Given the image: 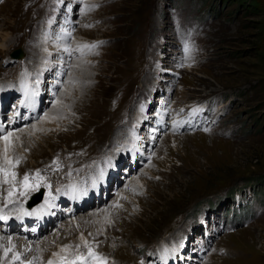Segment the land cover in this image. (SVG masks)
I'll use <instances>...</instances> for the list:
<instances>
[{
    "label": "rangeland",
    "instance_id": "obj_1",
    "mask_svg": "<svg viewBox=\"0 0 264 264\" xmlns=\"http://www.w3.org/2000/svg\"><path fill=\"white\" fill-rule=\"evenodd\" d=\"M251 1L0 0V205L45 188V218L60 186L93 194L109 177L94 205L63 186L58 203L84 207L38 236L0 224V264H264V0ZM13 83L28 112L43 99L8 128Z\"/></svg>",
    "mask_w": 264,
    "mask_h": 264
},
{
    "label": "bare ground",
    "instance_id": "obj_2",
    "mask_svg": "<svg viewBox=\"0 0 264 264\" xmlns=\"http://www.w3.org/2000/svg\"><path fill=\"white\" fill-rule=\"evenodd\" d=\"M39 10V9H38ZM75 44V43H74ZM78 45V44H77ZM76 45V46H77ZM75 47V46H74ZM51 50V49H50ZM54 51V50H53ZM47 59V58H46ZM38 64V63H37ZM40 64V63H39ZM30 68H31V65H30ZM19 79H23V80H26V79H31V75L30 74H28V73H25V74H23V75H19V77L17 78V80H15L14 82H16V83H18V81H19ZM8 82H10V81H8ZM7 83V82H6ZM16 83H13L12 84V86H13V93L9 96V98L13 95V94H16V95H18V96H20L21 98L19 99V103L21 102V101H24V105L22 106V105H19V107H25V109L27 110V102H29L30 101V96L28 95V96H23V91L22 90H19L18 89V86H17V84ZM29 88V87H28ZM34 89H36V86L34 87ZM2 91H0V93H1ZM34 94V93H33ZM8 98V99H9ZM1 99V98H0ZM7 99V100H8ZM33 99V98H32ZM6 100V101H7ZM34 103H36V100H35V98H34V101H33ZM1 103H2V100L0 101V105H1ZM4 105H5V101H4ZM29 107H31V106H29ZM3 110V109H2ZM2 110L0 111V113H2ZM36 111H37V109H35L34 108V110H32L31 111V109L29 108V115H35L36 114ZM11 114V113H10ZM0 117H1V114H0ZM49 122H51L52 123V121H49V120H47L45 123H47V124H49ZM50 123V124H51ZM37 128V127H36ZM39 129V128H38ZM20 139V137H18V140ZM10 141H12V139L11 138H8L7 139V142L5 141V140H3V141H1L0 142V147H4L5 145H7ZM5 148V147H4ZM1 150V149H0ZM2 151V150H1ZM98 189V187L97 188H95V190L94 191H96ZM61 190H63V193H65L66 191H67V188H61ZM62 199V198H61ZM66 202H70V200L69 199H67V201ZM87 202V201H86ZM44 203V202H43ZM96 202H93V205L95 204ZM42 204V203H41ZM40 204V205H41ZM71 204V203H70ZM72 205L74 206V203H72ZM88 205V203H86L85 204V206H87ZM22 219H24L23 218V216L21 217ZM92 218H93V216H92ZM83 220V219H82ZM30 224V223H29ZM25 230H29L28 228H26ZM22 247V246H21ZM24 248V247H23Z\"/></svg>",
    "mask_w": 264,
    "mask_h": 264
},
{
    "label": "snow or ice",
    "instance_id": "obj_3",
    "mask_svg": "<svg viewBox=\"0 0 264 264\" xmlns=\"http://www.w3.org/2000/svg\"><path fill=\"white\" fill-rule=\"evenodd\" d=\"M87 47V46H86ZM11 133L7 134L4 139L7 142L8 136H10ZM7 151V147L5 148V152ZM7 159V157H5ZM0 171H3V169H0ZM7 175V173H6ZM13 176H15V173L12 174ZM39 175V173H37V176ZM29 177L27 175L24 176V183L27 186V181H28ZM91 251V250H90ZM49 264H52V262L50 261Z\"/></svg>",
    "mask_w": 264,
    "mask_h": 264
},
{
    "label": "trees",
    "instance_id": "obj_4",
    "mask_svg": "<svg viewBox=\"0 0 264 264\" xmlns=\"http://www.w3.org/2000/svg\"><path fill=\"white\" fill-rule=\"evenodd\" d=\"M250 6L254 7L257 11H260L259 4L256 0L251 1Z\"/></svg>",
    "mask_w": 264,
    "mask_h": 264
}]
</instances>
